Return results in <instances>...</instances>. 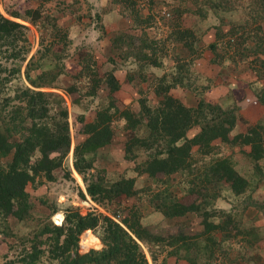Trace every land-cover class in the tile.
<instances>
[{"label":"rangeland","instance_id":"374dc122","mask_svg":"<svg viewBox=\"0 0 264 264\" xmlns=\"http://www.w3.org/2000/svg\"><path fill=\"white\" fill-rule=\"evenodd\" d=\"M93 1L96 5L91 4V0H0V12L25 25L23 30L28 41V51L23 59L19 60V73L12 74L11 83L18 79L21 84L31 88L62 96L67 108L70 139L61 164L53 170L54 178L47 180L42 175H37L31 184H27L26 191L31 203L28 214L19 220L9 216L5 219L6 225H0L4 228L0 231V264L3 263L5 255H11L12 249L9 245L18 243L21 238L30 239L36 236L37 239L45 242L50 241L53 235L49 230L51 224L47 225L49 227L47 231L44 229L41 232V230L45 223H54L51 215L55 211L63 213L64 208L69 206L80 213L93 211L110 215V208L117 209L119 203H130L133 200L131 197L101 201L90 198L85 191L84 180L71 164L73 145L81 136L74 127L78 125L75 119L79 114L85 119H90L97 109L110 103L118 107H129L133 111L138 110L140 100H145L151 105L156 104L159 96L154 94L153 85L157 83V73L160 70H153L150 67L148 63L150 58L159 61L160 64L172 62L177 65L178 72L186 78L182 76L180 83L169 91L186 105L194 106L197 97L202 94L203 98L208 97L206 101L212 103L216 101L219 104L223 102L231 104L234 101V104L243 106L232 95L233 86L229 87L228 84L232 77L237 79L238 83L242 78L243 81L248 80L250 75L256 79L249 81L248 87L252 91L264 88V40L255 28L257 23L264 21L263 0H123L118 5L108 4L109 8H114L115 14L119 15L117 13L119 12L122 15L120 19L113 13L101 15L100 13L108 5L99 7V0ZM35 2H42L44 12L40 17L29 20L28 17L23 16V10L34 7ZM10 10L18 11L22 17H13L6 13ZM56 12L60 14L59 19L65 18L67 22H75L87 33L73 32L67 35L68 29L66 33L65 26L61 23L62 26L58 28L52 27ZM128 18L131 19V23L135 22L136 26L133 28L135 30H132L134 33L123 32L128 33L121 37L127 45H123L118 40L117 43L113 41V45L110 46L115 28L123 25L122 22L125 23ZM115 19L118 20L114 21ZM236 24L241 25L236 26ZM184 28L191 29L196 38L193 40L196 47L194 52L191 48H182L175 39L184 35L187 41L192 40L191 35L178 33L179 29ZM131 33L132 38H127ZM139 41L147 42L150 48L147 51H139L136 49ZM20 43L17 42V47ZM41 57L50 59L53 65L59 64L57 66L59 72L47 86L32 85L24 76L26 68L30 69L32 74L39 71L38 63L44 70L47 69L48 65L40 61ZM194 58H200L202 65H207L204 77L195 76ZM11 63L13 60L0 57V67L15 64V62ZM110 72L118 79L120 77L127 79L128 87L121 89V92H118V89H110L108 85L111 79H106ZM146 75L150 79L149 85L140 83ZM243 93L241 100L239 96L238 101H242L247 95L253 97L252 93L248 94L245 89ZM255 119L264 121V107L257 104L254 108L251 106L249 111L238 107L236 129L244 130ZM111 127V139L94 151L93 166L86 174L89 180L95 179L96 175H100L105 181L134 175L140 200V219L143 223L152 224L160 232H163L165 225L169 226L170 231H175L176 225L186 226L185 229H180L187 234H190L189 230L198 231L200 228L198 220L201 218L194 212H188L181 217H166L153 209V204L158 201L156 199L158 191L166 195V199L174 195L180 197L186 192L193 173H172L162 181H155L145 174L136 175L133 171L135 160L141 158L145 154L144 151L152 149L134 147L130 156H127L124 152V143L132 133H142L144 126L140 125L135 130H130L124 126L123 118L118 116L111 122ZM262 135L264 136V126H262ZM213 144L218 155L232 158L235 168L246 177L248 182L244 192L239 195H233L225 182L217 183L215 188H210L208 193L203 194L202 206L206 209L228 208L231 205L248 206L245 212L252 216V219L245 220L244 224H253L250 227H256V231L264 235V156L253 161L247 154V145L226 147L217 140H214ZM7 158L8 156L0 155V163H4ZM208 161V157H198L195 162L197 170L200 172L202 163ZM200 178L201 175L198 173L196 179ZM198 199L200 200L199 197ZM254 207L258 212L253 209ZM212 219L218 218L213 216ZM85 229L78 237L79 252L101 249L103 246L100 238L101 226ZM236 236L244 238L246 244L252 245L248 252H246L248 248H241L244 249V254L242 257L237 255L238 263L235 264H243L254 245L264 247L262 237L256 240L251 233L244 232ZM139 244L148 264H159L163 259L166 264L175 262L186 264L184 258L179 255V250H175L171 255L166 254L171 246L164 245L161 250L159 246L155 252V259H152L147 245L144 242ZM210 245L213 247V243L210 242ZM42 247L46 245L43 243ZM232 247L236 246L233 244ZM46 255L47 252H43L41 257L44 264H48L49 261ZM216 259L223 261L218 256Z\"/></svg>","mask_w":264,"mask_h":264},{"label":"trees","instance_id":"16d2710c","mask_svg":"<svg viewBox=\"0 0 264 264\" xmlns=\"http://www.w3.org/2000/svg\"><path fill=\"white\" fill-rule=\"evenodd\" d=\"M113 1L119 4L123 0ZM262 7L264 8V0ZM51 10L53 11L52 8ZM42 12L43 4L39 2L32 8H25L23 16L33 20L40 17ZM6 13L13 17H22L16 10ZM59 15V12H56L52 27L62 26L59 23ZM239 25L241 24H236ZM255 26L256 32L264 40V23H257ZM23 28V23L0 12V57L15 62L9 67H0V72H4L0 73V155L8 156L4 163H0V225H6L5 219L9 216L19 220L28 214L31 203L26 191L27 184H31L37 175L52 180L53 170L61 164L70 143L67 108L63 97L50 91L31 88L21 84L18 79L11 83L12 74L19 73V60H22L28 51L27 36ZM65 30L67 33L66 28ZM125 31L113 32L110 46L113 41L117 43L118 40L127 45L124 38H121L122 35L128 34L123 33ZM132 33L127 38H132ZM178 33L191 35L192 40L189 41L184 35L175 39L182 48L196 51L193 31L184 28L179 29ZM19 41L21 43L17 47ZM149 48L150 44L145 41H139L136 45L139 51H147ZM40 61L48 65L47 69L44 70L38 63L39 71L32 74L30 69L26 68L24 76L32 85H50L59 72V64L53 65L52 61L46 60L45 57H41ZM148 63L150 66L160 64L153 58H150ZM194 74L197 76L196 72ZM182 76L185 77L182 73L173 74L171 78H167L165 73L157 75L153 91L159 97L154 105L140 100L138 110L133 111L129 107H118L110 103L97 109L90 119H85L81 114L75 119L78 125L74 130L81 136L73 145L71 164L84 180L86 193L94 201L129 197L133 200L130 203H119L117 209L110 208V215L93 211L80 213L77 209L67 206L59 224L48 222L43 225L41 232L44 229L47 231V225L51 224L49 230L53 235L50 241L45 242L36 236L30 239L21 238L18 243L9 245L12 249L11 255H5L2 264H44L41 261L43 252H47L48 264H148L139 242L147 245L152 259H155L159 246L161 250L164 245H168L171 248L166 254L171 255L175 250H179V255L184 258L186 264H235L238 263L237 255L242 257L244 254V249L241 248H248V252L252 245L246 244L244 238H238V233H251L256 240L264 238V235L256 231V227L251 228L253 224H244L245 220L252 219V216L245 212L248 206L231 205L228 208L206 209L201 204L203 194L208 193L210 188H215L217 183L225 182L233 195H239L244 192L248 182L246 177L237 171L232 158L217 154L214 140L226 147L247 145V154L253 161L263 158L264 121L255 119L244 130H238L236 110L238 107L247 110L257 104L264 107V88L253 91V97L247 96L238 102L243 106L234 104V101L221 105L201 97L191 106L169 91L176 82L181 81ZM108 78L111 79L109 88L117 89L118 80L113 73L110 72L106 79ZM142 81L143 84H150L147 75L140 82ZM118 116L123 118L124 126L130 130L144 126L142 133H132L125 140L124 152L127 156H130L134 147L152 149L144 151L145 154L135 160L133 171L136 175L145 174L155 181H162L172 173H193L186 192L180 197L174 195L166 199V195L158 191V201L153 204V209L166 217H181L188 212H194L201 218L198 220V231L189 230L190 234H187L182 232L186 226L180 225L175 226V231H170L169 226L165 225L163 232H160L152 224L143 223L140 219V200L134 175L121 176L111 181L103 180L100 175H96L93 180L86 176L93 166L95 149L111 139V122ZM198 157H208L209 160L202 163L200 172L195 166ZM198 173L201 175L199 180L196 179ZM253 209L258 212L257 208ZM261 214L263 215V212ZM213 216L218 219H212ZM95 226H101L102 248L98 251L79 252V234L83 229ZM3 229L0 227V231ZM43 243L46 247H42ZM233 244L236 247H232ZM254 247L256 245L252 248ZM217 256L223 261L217 260ZM159 264L166 263L163 259Z\"/></svg>","mask_w":264,"mask_h":264},{"label":"crops","instance_id":"0c3cea01","mask_svg":"<svg viewBox=\"0 0 264 264\" xmlns=\"http://www.w3.org/2000/svg\"><path fill=\"white\" fill-rule=\"evenodd\" d=\"M89 1V0H88ZM97 1V0H96ZM36 3L37 2H35V5H36ZM91 4H94V5H96L95 4V2L93 1V0H91ZM98 4H99V7L101 6V5H103V6H107L108 4L109 5H118V3H116V2H114L113 0H99L98 1ZM34 5V6H35ZM109 5H108V7L103 11V12H101L100 14L102 15V14H104V15H108L109 13H113L115 16H116V18H118V19H120V18H122L121 16V14L119 13V12H117L119 15H117V14H115V12H114V8L112 7V8H109ZM124 17V16H123ZM118 19H115L114 21H116V20H118ZM59 23H61V24H64V26H65V28L66 29H68V34H72L73 32H84V33H87V31L85 30V29H83L82 28V26H80V25H78V24H76L75 22H67L66 20H65V18H61V19H59ZM123 23V25H119L118 27H116L115 28V31H117V32H121V31H125V30H128V31H131V30H135V29H133V27H135L136 26V24L135 23H131V19L130 18H128V19H126L125 20V23L124 22H122ZM264 23V22H263ZM88 30V29H87ZM91 31L93 32V29H91ZM199 32V34H200V31H198ZM82 35H85V34H82ZM121 66V65H120ZM206 66L207 65H202V63H201V59L200 58H194V67H193V70H194V72H196V75H197V77H204V73L206 72ZM153 70L154 69H159L160 70V72H158L157 73V75H160L161 73H165V75H166V77L167 78H171V76L173 75V74H176V75H178L179 73H178V70H177V65L174 63H172V62H168V63H166V62H163L160 66H150ZM149 70V69H148ZM116 76V75H115ZM116 78H117V76H116ZM245 78H247V77H245ZM117 80H118V92H121V89H124V88H126V87H128V80L127 79H125V78H123V77H120V79H118L117 78ZM250 80H256L254 77H250V75H248V80L246 79V80H244L243 81V78H242V80L240 81V82H238L237 83V79H234L233 77L229 80L230 81V83H228L229 84V87H231V86H233V88H232V95H233V97L236 99V101L237 102H239L238 101V99H239V96H240V100H241V97H242V95L244 94L243 93V89H245L246 91H247V93L248 94H250V93H252V95H254V92L248 87V84H249V81ZM242 81H243V83H242ZM248 82V83H247ZM141 84H143V81L142 82H140ZM180 83V81L179 82H176V84L174 85V86H172L171 88H173V87H175V86H177L178 84ZM206 86H207V84H206ZM130 87H131V85H130ZM149 87V86H148ZM229 87H227V89L229 88ZM170 88V89H171ZM169 89V90H170ZM229 90V89H228ZM225 91H226V87H225ZM121 95V94H120ZM202 94H200L198 97H201V98H203L202 96H201ZM175 96V95H174ZM247 96H249V95H247ZM246 96V97H247ZM197 97V98H198ZM177 98H179V97H177ZM208 97H205V98H203V99H207ZM235 99H233V100H235ZM245 99V98H244ZM244 99H242V100H244ZM181 100V99H180ZM182 101V100H181ZM183 102V101H182ZM216 102V101H215ZM183 103H185V102H183ZM218 103V102H217ZM186 104V103H185ZM221 105H225V104H228L227 102H223V103H220ZM251 109V107L250 108H247V110L249 111ZM243 264H264V247H254L253 249H252V251H251V253L249 254V255H247V257L244 259V263Z\"/></svg>","mask_w":264,"mask_h":264},{"label":"built area","instance_id":"2783aa9c","mask_svg":"<svg viewBox=\"0 0 264 264\" xmlns=\"http://www.w3.org/2000/svg\"><path fill=\"white\" fill-rule=\"evenodd\" d=\"M51 220L55 223V224H59L62 220V212L61 211H55L52 215H51Z\"/></svg>","mask_w":264,"mask_h":264}]
</instances>
